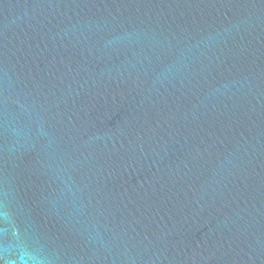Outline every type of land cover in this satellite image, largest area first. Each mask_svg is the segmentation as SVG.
<instances>
[{"label": "water", "instance_id": "water-1", "mask_svg": "<svg viewBox=\"0 0 264 264\" xmlns=\"http://www.w3.org/2000/svg\"><path fill=\"white\" fill-rule=\"evenodd\" d=\"M0 264H264V0H0Z\"/></svg>", "mask_w": 264, "mask_h": 264}]
</instances>
